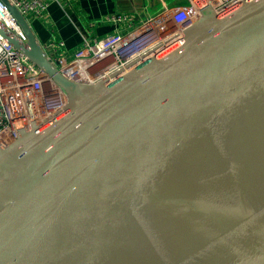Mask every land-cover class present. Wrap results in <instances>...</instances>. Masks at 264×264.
Returning <instances> with one entry per match:
<instances>
[{"label":"water","instance_id":"1","mask_svg":"<svg viewBox=\"0 0 264 264\" xmlns=\"http://www.w3.org/2000/svg\"><path fill=\"white\" fill-rule=\"evenodd\" d=\"M3 2L67 102L0 146V264H264V0L203 6L109 82L65 77Z\"/></svg>","mask_w":264,"mask_h":264},{"label":"built area","instance_id":"2","mask_svg":"<svg viewBox=\"0 0 264 264\" xmlns=\"http://www.w3.org/2000/svg\"><path fill=\"white\" fill-rule=\"evenodd\" d=\"M8 1L27 18L29 13L41 15L52 0ZM240 1L186 0L182 4L166 6L140 22L129 23L124 31L101 38H84L78 49L49 58L70 80L109 82L176 45L182 31L198 19L203 6L210 5L216 12L224 13ZM123 19L121 15L114 18L118 22ZM0 22L24 38L3 0H0ZM66 102L65 91L0 35V146L13 140L20 129H29L33 122L44 123L56 116Z\"/></svg>","mask_w":264,"mask_h":264},{"label":"crops","instance_id":"3","mask_svg":"<svg viewBox=\"0 0 264 264\" xmlns=\"http://www.w3.org/2000/svg\"><path fill=\"white\" fill-rule=\"evenodd\" d=\"M186 0H57L50 1L42 14L27 15L41 46L51 58L71 52L84 38H101L124 31L131 22L155 15L166 6ZM124 16L120 22L115 16ZM67 54V53H66Z\"/></svg>","mask_w":264,"mask_h":264}]
</instances>
